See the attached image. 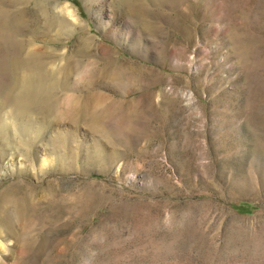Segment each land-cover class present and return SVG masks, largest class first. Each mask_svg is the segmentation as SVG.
<instances>
[{
    "label": "rangeland",
    "instance_id": "obj_1",
    "mask_svg": "<svg viewBox=\"0 0 264 264\" xmlns=\"http://www.w3.org/2000/svg\"><path fill=\"white\" fill-rule=\"evenodd\" d=\"M0 215V264H264V0H0Z\"/></svg>",
    "mask_w": 264,
    "mask_h": 264
},
{
    "label": "bare ground",
    "instance_id": "obj_2",
    "mask_svg": "<svg viewBox=\"0 0 264 264\" xmlns=\"http://www.w3.org/2000/svg\"><path fill=\"white\" fill-rule=\"evenodd\" d=\"M133 3V2H132ZM131 3V4H132ZM66 6H68V5H66ZM65 6V7H66ZM69 7V6H68ZM63 9H64V7H62ZM66 11H67V13L70 15V16H75V14H74V10L72 11L71 9H65ZM131 13H133V14H141L142 12H144L145 10H144V8H138V7H135V6H130L129 7V9H128ZM113 70V69H112ZM117 70V69H116ZM115 73V72H114ZM116 74V73H115ZM87 103H88V101L87 100H85L84 101V103L82 104V106L79 108V110H80V112H81V114L83 115V111H84V109H85V107H86V105H87ZM94 104V103H93ZM97 104V103H96ZM78 106V105H77ZM87 106H89V105H87ZM89 108V107H88ZM110 109H112V108H110ZM89 110V109H88ZM90 111V110H89ZM88 112V111H87ZM111 112V111H110ZM75 116V115H74ZM81 117V116H80ZM46 154H44V155H42V160H41V167H46V166H49L50 164H52L53 163V155L52 154H49L48 156H50V157H47V155L45 156ZM14 160V159H13ZM11 164H13L12 163V161H11ZM21 164H23V163H21ZM22 214H23V210L22 211H19V212H16V214L15 215H17V216H22ZM6 217H7V215H0V220H1V222H7L5 219H6ZM7 237H9V234H7Z\"/></svg>",
    "mask_w": 264,
    "mask_h": 264
}]
</instances>
